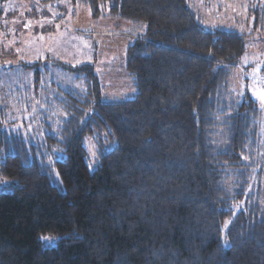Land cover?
Here are the masks:
<instances>
[{
	"label": "trees",
	"instance_id": "trees-1",
	"mask_svg": "<svg viewBox=\"0 0 264 264\" xmlns=\"http://www.w3.org/2000/svg\"><path fill=\"white\" fill-rule=\"evenodd\" d=\"M81 1L131 22L137 89L103 99L92 63L67 66L81 87L36 143L0 107V264H264V105L230 84L243 34L187 0Z\"/></svg>",
	"mask_w": 264,
	"mask_h": 264
},
{
	"label": "rangeland",
	"instance_id": "rangeland-1",
	"mask_svg": "<svg viewBox=\"0 0 264 264\" xmlns=\"http://www.w3.org/2000/svg\"><path fill=\"white\" fill-rule=\"evenodd\" d=\"M187 3L203 27L243 34L244 51L230 84L235 93L246 92L264 105L259 95L264 91V0ZM130 23L104 13L93 16L81 0H0V107L13 121L7 127L41 142L47 131L41 122L63 115L57 104L61 89L81 87L67 66L92 63L103 99L132 97L137 88L124 68L126 47L135 37ZM37 61V67L24 66ZM85 145L94 155V145Z\"/></svg>",
	"mask_w": 264,
	"mask_h": 264
},
{
	"label": "snow or ice",
	"instance_id": "snow-or-ice-1",
	"mask_svg": "<svg viewBox=\"0 0 264 264\" xmlns=\"http://www.w3.org/2000/svg\"><path fill=\"white\" fill-rule=\"evenodd\" d=\"M259 95H260L261 99H264V91H261V92L259 93Z\"/></svg>",
	"mask_w": 264,
	"mask_h": 264
},
{
	"label": "built area",
	"instance_id": "built-area-1",
	"mask_svg": "<svg viewBox=\"0 0 264 264\" xmlns=\"http://www.w3.org/2000/svg\"><path fill=\"white\" fill-rule=\"evenodd\" d=\"M262 87L264 88V78H263V80H262Z\"/></svg>",
	"mask_w": 264,
	"mask_h": 264
}]
</instances>
